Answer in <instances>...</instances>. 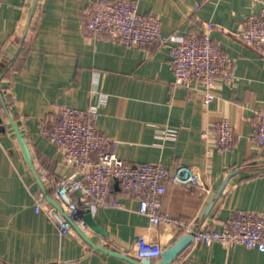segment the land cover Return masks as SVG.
<instances>
[{"label":"crops","instance_id":"obj_1","mask_svg":"<svg viewBox=\"0 0 264 264\" xmlns=\"http://www.w3.org/2000/svg\"><path fill=\"white\" fill-rule=\"evenodd\" d=\"M93 1L0 3V67L6 64L0 78V264H132L92 247L78 233L62 234L34 210L32 195L42 189L11 123L24 137L36 171L58 178L72 167L39 126L59 106L83 109L99 93L106 98L95 125L114 140L113 150L126 164L161 162L170 172L189 166L199 177L198 184L167 181L161 212L199 228H218L219 220L239 209L264 212V146L252 138L254 112L264 105V55L240 40L244 18L259 13L264 0H135L140 13L159 17L167 35L200 34L207 20L223 27L212 31V39L234 61V78L218 80L207 104L198 82L173 83L166 47H127L106 33L85 32ZM221 117L234 128L233 146L224 152L200 137L203 125ZM113 187L120 206L91 212L103 230L86 234L95 244L133 257L140 236L165 249L185 235L170 224L150 223L138 212L136 197ZM167 264H264V250L190 243Z\"/></svg>","mask_w":264,"mask_h":264},{"label":"built area","instance_id":"obj_2","mask_svg":"<svg viewBox=\"0 0 264 264\" xmlns=\"http://www.w3.org/2000/svg\"><path fill=\"white\" fill-rule=\"evenodd\" d=\"M83 27L85 32L106 33L127 47H166L173 83L190 86L198 82L204 92L205 104L214 98L213 90L218 80L231 82L234 78V61L212 39L214 29H224L211 20L203 23L200 34L167 35L161 30L159 17L154 13H140L135 0H94L88 6ZM240 40L264 55V7L259 13L244 18ZM98 95L94 104L83 109L59 106L39 126V133L61 151L63 160L72 170L58 178L37 171L44 190L32 195L36 212L42 211L58 225L62 234H77L71 222L87 234L91 228L83 218L85 212L91 213L98 206H120L113 191L117 184L121 192L137 198L138 212L148 217L150 223L170 224L176 230L190 234L191 244L217 241L264 250L263 211L239 209L219 220L218 228L209 225L199 228L192 221L161 212L167 181L198 184L199 177L189 166H179L170 172L161 162L126 164L115 154L114 140L95 125L98 106L106 98L103 93ZM200 137L212 142L220 152L229 151L233 146L234 128L227 117H221L203 125ZM252 138L257 146H264V105L254 112ZM47 194L57 205L47 199ZM163 249L159 241L140 236L134 243L132 256L136 259L159 258Z\"/></svg>","mask_w":264,"mask_h":264},{"label":"water","instance_id":"obj_3","mask_svg":"<svg viewBox=\"0 0 264 264\" xmlns=\"http://www.w3.org/2000/svg\"><path fill=\"white\" fill-rule=\"evenodd\" d=\"M5 70H6V64H3L0 67V78L3 75V73H4ZM1 123H2V118L0 116V130L3 129V126L1 125ZM11 123H12V126L15 129L16 138H17L18 144H19L20 149H21V152H22V154H23V156H24V158H25V160H26V162L28 164V167H29L31 173L33 174L34 178L36 179V181L39 183L40 188L42 190H44V185L41 182V180L39 178V175H38V172L36 171V169L34 167V164H33L32 160H31V155H30V152H29V148L27 146V143H26L24 137L22 136L21 132L19 131L17 124L14 121H11ZM260 167H264V165H262ZM224 184H225V181L221 185L220 190L224 186ZM217 194H216V196H217ZM47 199L51 203L57 205V203L55 202V200L53 198H51V196L48 195V194H47ZM83 218L87 221V223H88V225H89V227L91 229H93V230H95L97 232L103 233V230L95 223V221H94V219H93V217H92V215H91L90 212H85L83 214ZM71 224H72L73 228L77 231V233L80 235V237L83 240H85L88 244H90L92 247H94L96 249H99V250H102V251L107 252L109 254H112L114 256L123 258V259L131 262L132 264H153L151 262V259H140V260H137V259H135L133 257L127 256L126 254H124L122 252H119V251H116V250H111L109 248H106V247L100 246L98 244H95L73 222H71ZM191 238H192V236L190 234H185L183 237H181L180 239H178L172 245H170L169 247L163 249V251L160 254L159 261H157L155 264H167L169 261H171L174 258H176L190 244Z\"/></svg>","mask_w":264,"mask_h":264}]
</instances>
